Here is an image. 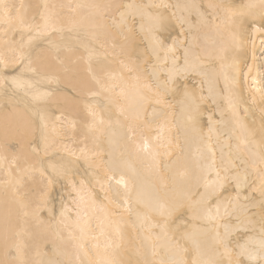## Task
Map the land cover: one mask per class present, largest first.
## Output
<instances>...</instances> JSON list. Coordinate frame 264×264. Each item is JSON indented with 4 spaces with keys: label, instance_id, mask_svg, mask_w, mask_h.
I'll list each match as a JSON object with an SVG mask.
<instances>
[{
    "label": "bare ground",
    "instance_id": "6f19581e",
    "mask_svg": "<svg viewBox=\"0 0 264 264\" xmlns=\"http://www.w3.org/2000/svg\"><path fill=\"white\" fill-rule=\"evenodd\" d=\"M0 61V264H264V0H0Z\"/></svg>",
    "mask_w": 264,
    "mask_h": 264
},
{
    "label": "snow or ice",
    "instance_id": "6c2138e0",
    "mask_svg": "<svg viewBox=\"0 0 264 264\" xmlns=\"http://www.w3.org/2000/svg\"><path fill=\"white\" fill-rule=\"evenodd\" d=\"M6 16H10L11 14L10 13H6L5 14ZM0 62H2V61H0ZM145 147H147V145H145ZM262 186H264V178H262ZM262 248H264V242H262ZM225 252H226V254L228 253V250H227V248H225ZM193 264H195V262H193ZM228 264H232V262H231V260L229 259V261H228Z\"/></svg>",
    "mask_w": 264,
    "mask_h": 264
}]
</instances>
